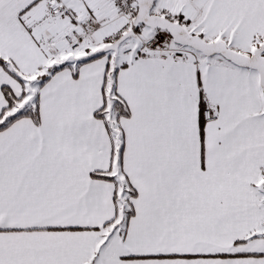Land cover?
<instances>
[{
	"label": "snow or ice",
	"instance_id": "6c2138e0",
	"mask_svg": "<svg viewBox=\"0 0 264 264\" xmlns=\"http://www.w3.org/2000/svg\"><path fill=\"white\" fill-rule=\"evenodd\" d=\"M0 264H264V0H0Z\"/></svg>",
	"mask_w": 264,
	"mask_h": 264
}]
</instances>
